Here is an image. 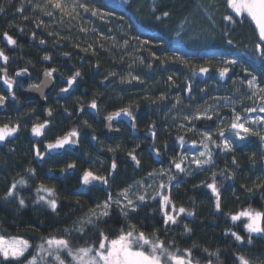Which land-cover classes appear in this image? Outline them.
<instances>
[{
  "label": "trees",
  "instance_id": "16d2710c",
  "mask_svg": "<svg viewBox=\"0 0 264 264\" xmlns=\"http://www.w3.org/2000/svg\"><path fill=\"white\" fill-rule=\"evenodd\" d=\"M37 0H0L6 11L0 15V47H4L7 54L12 57L9 62V75H13L20 68L28 67L31 76L26 79L16 77L23 82V87H16V95L19 103H8L5 113H0V124L9 120L15 122L18 118L28 124L30 128L35 116H39L42 121L45 118L44 109L51 107L53 116L51 117V131L46 133V138L51 140L54 136L70 131L77 127L83 120H88L92 125L80 127L81 132L79 151L73 153L66 150L60 156H46L44 161L34 159L31 152L32 143H40L43 151L42 140L31 137L27 130H23L10 143L0 146V196L7 191L14 178L19 179L25 175L28 167L36 169V176L31 178V188L22 192L25 196L27 207L19 208L15 201L5 202L0 200V234L7 233L8 236L30 235L34 243H39L38 236L51 232L54 228L60 229L70 226L72 220L80 213L75 206V201L88 206L98 199L104 198V190L100 186L82 188L78 177L85 168L98 169L101 174L106 173L110 166L113 156L117 160L119 173L116 185L126 186L125 182L133 179H140L146 176L148 171L167 167L168 159L180 154L181 147L176 141L177 135H184L185 146L193 145L192 140L199 137L193 133H185L183 130L178 132L177 125L183 123L182 117L198 106L215 105L216 97L232 96L235 88L233 79H247L248 74L242 71L248 68L258 78L264 79V60L258 58L254 52V45L258 42V32L254 31L255 25L250 18L241 19L236 17L239 23L230 24L222 19L226 13L223 0H88L93 7L101 9L102 12L114 13L111 17L100 19L93 17L89 13H82L84 23L90 28L95 27L105 36L113 37V40L104 41L105 49L97 48V55H91V50L85 54L80 48L74 47L79 43L80 47H85L92 42L95 37L89 32L87 35L79 32L77 28L69 29L67 25H59L54 20L42 16L49 27L36 29L35 24L29 20L24 21L23 15H33V6ZM24 6V13L16 12V8ZM155 8V11H153ZM162 11H168L169 17L163 21L156 20V16ZM227 13L233 14L231 9ZM59 13H57V16ZM120 17H123L121 20ZM212 17V19H209ZM213 20L215 23H213ZM14 22V26L9 28V23ZM15 25L24 28L20 33ZM8 30L17 39L18 46L13 48L7 45L2 39L3 31ZM49 30H55L65 39L58 44H54L56 37L47 35ZM111 30V31H109ZM36 31L37 37L31 42V33ZM177 32L180 33L177 36ZM225 33H228L226 36ZM139 37V40L134 39ZM44 38L48 43L41 47L39 39ZM233 39V44H228L227 39ZM129 40L130 47L123 48L119 45L123 41ZM144 40H150V45H143ZM97 45L100 43L96 41ZM63 52H70L71 57L63 56ZM157 57L167 58L168 62L161 64L160 60L154 59L152 53ZM45 53L50 54L51 61H43ZM241 53L247 54V57ZM242 55L236 59L235 55ZM143 56L145 64L138 62L129 69V64L133 58ZM123 57V60L120 58ZM173 57H179L187 61L183 64L180 60L173 62ZM236 59L237 65L232 67L234 72L231 74L227 88L221 87L215 74L219 69L225 67L223 59ZM31 61V64L28 62ZM99 62L100 68H95ZM152 63L151 69L147 64ZM81 64L83 67H81ZM34 65V67L32 66ZM46 67H56L59 71L55 75V86L48 95L46 107L40 106L36 102H26L22 98L23 90L29 83L39 82L43 69ZM200 67H208V73H200ZM77 68L83 75L82 80L74 85L66 96H60L59 88L66 86V77L70 76ZM195 69V74H193ZM109 71L117 73L115 77H109L108 81L101 83L104 76ZM131 71L132 75H139L144 83L132 81L121 82V76H127ZM172 75L177 86H173L167 77ZM191 83L193 91L189 99L186 98L184 91L186 84ZM200 89H206L204 95ZM221 92V95H220ZM1 93L5 94L3 91ZM164 93L168 99L166 101L151 103V99H156ZM180 96L182 103L176 105L175 97ZM97 99L98 111L87 107L93 98ZM149 97V99H144ZM138 105L134 111L136 124L139 134L133 136L131 129L125 123H119L116 128L120 130L119 137L107 138L104 133L103 118L122 107H127L130 103ZM83 103L84 111L77 114V108ZM173 105H176L173 107ZM30 108H36L37 112L33 117L23 114ZM68 108L72 113L71 117L65 113ZM227 114L226 110L221 111ZM215 121V118H213ZM155 122L157 136L155 140L149 131L150 125ZM211 121H197L196 126L204 130L205 126L212 125ZM92 135L97 140H92ZM167 141L169 147L161 155L163 161L157 164L153 161L149 148H159ZM137 144L136 153L141 159V166L138 171L131 167L127 161V153ZM120 147L115 152H109L108 147ZM15 148V152L10 149ZM264 150L257 137H250L249 140L235 146L232 153H223L215 150V170L219 173L225 167L232 171L230 161L235 156L239 168L235 171V179L225 180L218 177V184H222V204L227 212H236L248 208L249 205L257 210H264V189L254 190L247 193L242 184L252 187V181L257 176L264 178V159H261L260 152ZM257 153L255 162L249 157ZM75 161L77 169L73 173H61L60 169L65 167L68 162ZM53 171H49V169ZM210 173L196 172L193 175L178 174L177 181H173L172 197L178 205L188 207L196 212L195 217H184L181 225L174 229V235L180 248L191 247L193 244L199 247L193 248L194 258L199 259L201 264H206L207 259H212L216 264V257H209L202 252L204 247L210 251L220 250L219 260L222 264H233L234 254L239 251L250 253L252 256L264 261V235H253L252 244L239 245L230 235H224V229L233 227L230 219L220 213H214L213 205L209 200L210 190L203 187L193 188L202 179H208ZM44 182L49 186H55L61 197L57 213H52L50 209L40 205H34L32 198L33 189L39 183ZM259 181H257L258 183ZM179 183V187L175 185ZM115 190H119L113 186ZM239 196V200L236 199ZM193 199L195 204H193ZM156 208L153 202L148 207H143L138 211L133 220L143 218V223L150 230L152 224L159 226L161 221L156 218L153 212ZM187 223L193 229L189 235H182L183 224ZM115 227H119L116 224ZM242 224L237 223L234 230H240ZM241 235L247 236L246 232L241 231ZM82 243V242H81Z\"/></svg>",
  "mask_w": 264,
  "mask_h": 264
},
{
  "label": "snow or ice",
  "instance_id": "6c2138e0",
  "mask_svg": "<svg viewBox=\"0 0 264 264\" xmlns=\"http://www.w3.org/2000/svg\"><path fill=\"white\" fill-rule=\"evenodd\" d=\"M127 2V0H125ZM31 4L32 0H28ZM226 8V13L222 15V19L230 24L239 23L236 17L241 19L250 18L255 24L254 31L258 32V42L254 45V52L258 54V58L264 60V0H223ZM227 9H231L233 14L227 13ZM6 9L0 5V13H4ZM24 6L16 8V12L24 13ZM33 15H23L24 21L31 20L35 24L36 29L49 27L48 23L40 18L41 15L54 20L59 25H67L69 29L77 28L79 32L88 34L89 32L95 39L88 43L85 47H80L77 43L74 47L80 48L82 52L88 54L91 50V55H97V48L105 49L104 41L113 40V37L105 36L95 27H89L84 23L82 13H89L93 17L105 19L114 15L112 12H102L101 9L93 7L88 0H37L33 6ZM155 11V8H153ZM57 13L59 15L57 16ZM168 11H162L156 16V20L163 21L169 17ZM122 20L123 17H120ZM212 19V17H209ZM213 23L215 21L213 20ZM14 26V22L9 23V28ZM20 33H23L24 28L20 25H15ZM111 31V30H109ZM47 35L56 37L54 44H58L65 37L61 36L55 30H49ZM180 33L177 32V36ZM227 36L228 33H225ZM37 37L36 31H32L31 38L35 40ZM2 39L7 42V45L13 48L18 46L17 39L9 33L8 30L3 31ZM139 40V37H134ZM100 43L97 45L96 41ZM48 43L44 38L39 39L40 45ZM143 45H150V40H144ZM228 44H233V39H227ZM123 48L130 47L129 40L125 39L122 45ZM63 56L71 57L70 52H63ZM152 57L160 60L161 64L168 62L167 58L157 57L153 52ZM12 59L4 47H0V80L7 87L9 95L0 94V106H4L9 97L19 103V98L16 95L14 87H23V82L18 81L16 77L22 75L31 76L29 68L23 67L15 71L14 76L9 75V62ZM53 57L45 53L42 57L43 61H51ZM123 60V57L120 58ZM173 62L180 60L181 63L187 64V61L179 57H173ZM145 64V58L138 56L133 58L129 64V69L133 64ZM31 64V61L28 62ZM225 67L219 69V75L224 78L230 69L237 65L236 59H223ZM34 67V65H32ZM147 68L153 67L152 63H148ZM81 67L83 65L81 64ZM95 68H100L99 62ZM59 71L56 67H46L43 69L44 79L28 84L25 91H37L41 98L47 101L48 97L44 95V88L55 80L54 73ZM208 67H200V73H208ZM242 71L248 74L245 79H233L235 91L232 96L216 97L215 105L198 106L191 110L188 115L182 117L183 123L177 125L178 132L183 130L185 133H193L199 137V144L202 146L201 151L195 155L189 156L188 153H181L168 159L167 167L153 169L148 171L146 176L140 179H133L130 183L125 182L126 186L116 185L119 167L115 156H113L110 166L106 173L101 174L98 169L85 168L81 171L78 177L79 184L82 188L96 187L97 185L104 190V198L94 201L92 204L85 206L79 200L75 201V206L79 211V215L72 220L70 226H65L60 229L54 228L51 232L40 234L38 236L39 243H34L30 235L28 238L25 235L8 236L5 232L0 234V264H201L199 259L194 258L193 248L199 247L193 244L191 247L180 248L174 235L175 228L180 227L184 217H195L196 212L188 207L178 205L172 197L173 181H177L178 174L193 175L196 172H208L210 177L202 179L198 184H194L193 188L203 187L210 190L209 200L213 205L214 213H220L224 217L231 220L233 227L224 229V235H230L239 245L252 244L253 234L264 235V210H257L251 205L236 212H227L222 204V184H218V177H223L225 180L235 179L237 175L236 169L239 168V163L235 156H232L230 165L232 171L225 167L219 173L215 170V150L218 149L223 153H232L235 151V146L249 140L250 137H257L261 148L264 149V79L258 78L248 68H243ZM195 74V69H193ZM117 73L109 71L104 76L101 83L108 81L109 77H115ZM83 75L77 68L70 76L66 77V86L59 88L58 94L69 93L74 85L78 84V80H82ZM121 82L137 81L144 83L139 75H132L131 71L127 76L120 77ZM167 80L176 85V81L172 75L167 77ZM189 96L193 91L192 84L187 83L184 89ZM201 92L206 89H200ZM149 99V97H144ZM168 97L161 93L156 99H151V103L157 101H166ZM176 105L182 103V98L178 95L175 97ZM220 101H223L220 103ZM176 105H173L175 107ZM88 108L98 111L97 99L94 97L87 105ZM85 105L81 103L77 108V114L84 111ZM224 108L230 109V115L222 116L220 113ZM138 109V105L130 103L127 107L119 108L118 110L108 114L105 119L108 121L107 127L112 130V121L124 116L129 118L132 123L131 127L135 129L136 116L134 111ZM65 113L71 117L72 113L68 108L64 109ZM37 112L36 108H30L24 116L33 117ZM45 118L41 121L39 116H35V121L32 122L30 128L23 118H18L15 122L9 120L6 123L0 124V144L10 143L11 139L16 138L17 134L23 130L30 132L31 137H44L43 151H41L40 143L31 144V152L34 159L44 161L46 156L51 153L65 149V146L78 145L80 143L81 132L80 127H89L92 125L88 120H83L80 125L73 127L70 131L54 136L48 140L46 133L51 131L53 109L47 107L44 109ZM215 117V121H213ZM197 121H211L212 125L205 126L201 130L196 126ZM156 124L153 122L149 131L152 138L155 140L157 136ZM119 131V129H115ZM92 140H97L95 135H92ZM176 141L181 147L187 142L184 135H177ZM193 146L197 144V140H192ZM116 148L108 147L109 152H115ZM167 141L159 148L153 146L156 155L168 149ZM137 144L127 155L135 162V166H141V159L136 153ZM15 152V148L10 149ZM257 153L253 152L249 157L255 162ZM261 159H264V150L260 152ZM195 165V169L191 166ZM207 166V167H206ZM77 163L75 161L68 162L65 167L60 169L61 173L75 172ZM53 171V169H49ZM25 175L19 179L13 180L7 191L0 196V200L5 202L15 201L19 208L27 207L25 196L22 192L32 187L31 178L36 176V169L28 167L25 170ZM257 181H259L257 183ZM252 187L247 184H242L241 187L251 194L254 190L259 191L264 189V178L257 176L251 182ZM119 190H115L113 186ZM179 187V183L175 185ZM34 196L32 203L40 205L51 210L52 213H57V209L61 202V197L55 186H49L44 182L39 183L33 189ZM239 200V196H236ZM264 199V197H262ZM155 203L156 208L153 212L156 218L161 221L159 226L152 224L149 230L143 223V218L133 220L137 216L138 211L143 207H148ZM193 204L195 200L193 199ZM237 222L242 224L240 230H234L237 227ZM119 224V227H115ZM193 229L187 223L183 224L182 235L191 234ZM241 231L246 232L247 236L241 235ZM82 242V243H81ZM209 257H216V264H222L219 260L220 250L210 251L208 247L202 249ZM233 264H264L258 258L250 253L239 251L234 254ZM206 264H213L212 259H207Z\"/></svg>",
  "mask_w": 264,
  "mask_h": 264
},
{
  "label": "water",
  "instance_id": "95a60500",
  "mask_svg": "<svg viewBox=\"0 0 264 264\" xmlns=\"http://www.w3.org/2000/svg\"><path fill=\"white\" fill-rule=\"evenodd\" d=\"M0 15H2V13H0ZM30 41L33 42L34 40L31 38ZM40 46H41V47H44V45H40ZM45 62H46V61H45ZM233 72H234V68H231L230 71H229V73H228L224 78H221L220 75H219V71H218V72L215 74V77L217 78L218 83L223 85V84H226V83L229 81V79H230V77H231V74H232ZM53 75H54V77H55L56 73H54ZM27 77H28L27 75H22V76H20V77H18V78H20V79H26ZM43 79H44V75H43V73H42V75H41V80H43ZM41 80H40V81H41ZM54 86H55V80H54L52 83H50L46 88H44V95H45V96H48L49 94H51V92H52L53 89H54ZM27 88H28V86H27L25 89H27ZM0 89H2L7 95H9L8 92H7V87H6V85L3 84V81H2V80H0ZM25 89L23 90V93H22V98H23L24 101H26V102H37L40 106H42V107H46V105H47V101H44V100L41 98L39 92H37V91H25ZM14 90H15V87H14ZM204 93H205V91L202 92V95H204ZM0 94H1V93H0ZM67 94H68V93H66V94H60V96L63 97V96H66ZM186 98H187V99L190 98V96H189V94H188L187 92H186ZM9 102H16V101H13V100L9 97V100L6 101L5 105H4V106H0V113H5V111H6V106H7V104H8ZM111 113H112V112H111ZM45 116H46V113H45ZM105 117H106V116H105ZM105 117H104L103 120H102V121H103V125H104L103 133H104V135H105L107 138L119 137V136L121 135L120 130H119V131H115V129H117L115 126H116L117 124H119V123H125V124L131 129V132H132V135H133V136H137V135L139 134V131H138L137 128L133 129V128L131 127V123H132V121H131L129 118L124 117V116H121V117H119V118L113 120V121H112V126H113V128H112V130H110V129L107 127L108 121L105 119ZM49 119H51V118H49ZM18 135H19V133L17 134V136H18ZM34 138H35V137H34ZM42 138H43V137H41V138H36V139L41 140ZM14 139H15V138L11 139V141L14 140ZM5 145H6V143H5V144H0L1 147L5 146ZM67 149H70L73 153H78V151H79V144H78V145H72V146H65V149L59 150V151H57V152H53V153H51L50 156H60V155H62ZM149 152H150V154H151V156H152V159H153V161H154L155 163H157V164L162 163V161H163V157H162V155L157 156L156 153H155V151L153 150V147H150V148H149ZM127 161H128V163H129V165H130L131 167H133L136 171L139 170L140 167L137 168V167L135 166V162L132 161L131 158H130L129 156L127 157ZM70 173H73V172H70ZM64 174H66V173H64Z\"/></svg>",
  "mask_w": 264,
  "mask_h": 264
},
{
  "label": "rangeland",
  "instance_id": "374dc122",
  "mask_svg": "<svg viewBox=\"0 0 264 264\" xmlns=\"http://www.w3.org/2000/svg\"><path fill=\"white\" fill-rule=\"evenodd\" d=\"M254 23V22H253ZM255 25V24H254ZM241 54H243V55H245V56H247V57H250V58H252L251 56H249V55H247V54H244V53H241ZM235 55V57H236V59H239V57L240 56H242V55ZM232 76V75H231ZM231 78V77H230ZM229 81H230V79H229ZM228 81V82H229ZM227 82V83H228ZM227 83L226 84H219L221 87H224V86H226L227 85ZM225 88H227V86L225 87ZM220 95H221V92H220ZM220 97H222V96H220ZM224 97V96H223ZM223 101H220V103H222ZM203 105L204 106H207L208 104L206 103V102H204L203 103ZM224 110H226L227 111V114H223L222 112L220 113L222 116H224V115H230V109H228V108H224ZM213 118H215V117H213ZM181 147V146H180ZM201 150H203L202 149V146L200 145V144H196L195 146H193V145H189V146H185V145H183V147H181V151H180V154L181 153H188V155L191 157V156H193V155H195L198 151H201ZM195 165H192L191 166V168L192 169H195ZM207 167V166H206ZM237 223H239V222H237ZM253 235H259V234H253Z\"/></svg>",
  "mask_w": 264,
  "mask_h": 264
}]
</instances>
